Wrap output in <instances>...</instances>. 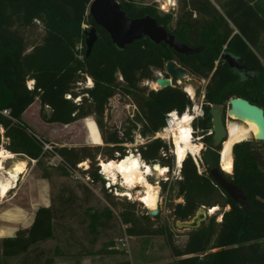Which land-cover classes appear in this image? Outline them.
Wrapping results in <instances>:
<instances>
[{
	"label": "trees",
	"instance_id": "16d2710c",
	"mask_svg": "<svg viewBox=\"0 0 264 264\" xmlns=\"http://www.w3.org/2000/svg\"><path fill=\"white\" fill-rule=\"evenodd\" d=\"M91 1L0 0V111L9 113L8 117L0 114L4 149L16 157L34 161L35 166L57 156L56 169L64 175L78 171V164L88 162L82 174L89 178V184L101 185L102 198L108 205L102 210L84 209L83 204L96 197L80 183L57 192L52 189L49 206L37 209L30 228L20 229L12 238L0 239V264L7 260H16L18 264H55L54 259L60 255L57 249L49 253L42 248L53 238L55 223L86 216L90 232L108 226L105 220L111 217L112 209L117 210V205L113 202V188L103 187L97 157L107 162L121 161L128 155L124 144L133 143L131 134L108 128L104 123L105 109L114 95L130 98L136 108L142 125L140 136L148 138L135 149L141 161L159 163L171 173L173 159L166 144L153 138L165 127L167 114L181 116L192 109L193 102L181 87L154 91L141 85L145 81L154 82L157 72L167 78L168 61L176 62L191 78L207 81L201 103L203 116L197 120L198 126H192V132L195 128L203 132L205 146H211V136L204 138V133L211 130L208 111L212 104L242 98L264 112V65L256 55V50L262 54L264 51L261 0H177L175 16L174 13L159 16L150 8L137 9L134 0H117L131 19L147 15L155 19L192 49L188 55L178 54L165 44H152L146 38L117 49L107 32L97 27L88 14ZM36 24L41 26L43 35L39 43L29 44L26 33ZM91 28H95L97 39L86 55L85 31ZM227 53L240 60L245 73L230 68L221 57ZM87 77L93 82L92 87L79 90ZM27 82L34 83L32 90L27 89ZM35 100L40 105L38 116L45 124L68 126L86 119V135L93 146L53 145L52 152H42V144L47 142L21 118ZM254 143L246 140L235 144L233 172L231 176L223 174L230 184L242 189L251 204L250 211H241L200 160L197 158L198 169L187 156L180 165V179L175 183L176 198L182 201L170 205L169 217L174 223L189 221L199 208L218 206L222 220L206 219L197 230H188V239L178 247L166 226H155L159 213L150 217L145 210L136 215L134 208L138 204L127 200L117 214L125 235L163 236L170 255L176 259L174 264H264V156ZM42 178L49 181L46 173ZM166 185L161 181L164 191ZM118 197L121 196H115ZM113 247L92 254L106 256ZM92 254L86 251L82 255Z\"/></svg>",
	"mask_w": 264,
	"mask_h": 264
},
{
	"label": "rangeland",
	"instance_id": "374dc122",
	"mask_svg": "<svg viewBox=\"0 0 264 264\" xmlns=\"http://www.w3.org/2000/svg\"><path fill=\"white\" fill-rule=\"evenodd\" d=\"M134 1H135V7L137 9L150 8L156 10L159 16H164L167 14L170 15L173 13H174L173 16H175V14L178 11L177 0H172L173 1L172 6L164 9L162 8L161 0H134ZM261 3L264 4V0H261ZM173 22L171 24V27L173 25ZM42 35H43V30L41 29V26L39 24H36L30 29L29 32L26 33L27 41L29 44L39 43ZM256 55L260 59L262 65H264V53L262 54L260 50H256ZM160 74L161 76H163V73ZM154 77L155 78L158 77L156 73L154 74ZM188 78L194 79L191 78L189 74H188ZM86 79L87 78H85L84 84L81 85L79 90L92 87L93 82L91 81V79L90 78H88V80ZM198 82L201 84V90L199 92L193 91V96H189L187 94L193 102L192 109L185 111L186 114H190L192 116L194 115V119L192 123H190L191 132L193 130L192 126H194V124L198 126L197 120L199 118H202L203 116L201 103L204 97L203 94L207 81L202 80ZM150 83L152 82L145 81L141 85L146 86L148 89L153 90L151 88ZM75 100L80 101L79 99H75ZM221 105L224 107L225 111L228 109V103H223ZM39 108H40L39 101H37L35 102L32 109L35 110L38 109L39 112ZM195 108H197L196 110L197 112L196 111L194 112ZM135 109H134V104L130 98L120 94H116L110 98L109 103L105 109L104 123L105 125H107L108 128L119 130V132L121 133L127 132L128 134H131L133 138V143L124 144V145L125 147H127L128 155L133 154L134 156L140 159L135 149L138 146L142 145L143 143L147 142L148 138L140 136L139 132L141 130L142 125L138 121ZM26 118L30 120L34 128L36 127L38 129V131L41 133V135L39 134V136H41V138H43L47 142V144L53 146L55 143L56 146H66L69 148L71 146L77 147L81 145L93 146L89 143L88 136L86 135L85 125H84V121L86 119L77 121L74 124H71L70 126H64L56 123H53L52 125L41 123L42 126H40L39 123H37L36 118L31 117L29 114H27ZM88 118L94 120L93 117H88ZM168 120L169 118L166 117L165 126ZM224 123L226 128L230 124H234V123L240 125L242 124L237 120L227 117L224 118ZM193 132H195L194 135ZM193 132H192V136H193L192 141L194 143L199 144L200 146H205L204 143L202 142L203 132L198 128H195ZM211 134L212 131L208 129L204 133V138L211 136ZM46 137L50 139H47ZM156 138L157 137L153 139ZM159 139L166 144L169 150V155H170L169 157L173 159L172 171L171 173L167 172L163 177L160 176V178L156 177L153 173L152 175L146 177V181L149 185L157 187L159 190L157 200L155 202L156 204L155 207H158L159 210L158 212L159 219L158 222H156L155 226L156 227H160V226L162 227V225L166 226L169 232L171 233L172 238L174 239L175 245L180 247L188 239L187 238L188 230L177 229L176 223H174L169 217L170 205L172 203L178 204L179 202L182 201L181 198L179 199L176 198L177 185L175 183L178 180V170L175 168V157L173 150L174 143L169 137L162 139L159 138ZM248 140H252V136H249L247 141ZM5 142H6L5 137H3V133H2L0 134V148L4 149ZM254 147L264 156V143L255 142ZM232 159H233L232 160V166H233L235 163V154L233 150H232ZM21 160L26 161L27 167L25 173L27 174L30 169L31 162L24 157L11 156L10 158L2 162V170L0 171V181H6V179H9V173H13L12 172L13 168L16 165H18L17 163H20L19 161ZM97 160H98V170H99L98 174L104 180L103 187L107 189L106 183L108 182L110 184V187L113 188L112 190L113 191L112 196L114 197L113 202L117 205V210L116 211L113 209L111 210L112 215L108 220L102 218L103 221L104 220L106 221L108 226L105 229L97 227L95 228V231L90 232L91 229L88 227L90 223L88 217L86 216L85 217L83 216L82 218L69 219L63 223H55L53 238L47 241V243H44L42 245V248H44V250L49 253H53L54 250L57 249L60 255L56 256L57 257L56 264H75L74 262H72V259H70V257L74 255L83 256L82 254L86 251L91 252L92 254L99 249H106L108 247L116 246L117 244H119L118 243L119 239H125L126 248L124 250L123 249H120L119 251L110 250L109 255L104 256L105 258L108 259L109 264H111V261L113 260H127V259L129 260L130 264H174L176 259L170 255V251L167 246L166 239L163 236L162 237L160 236L129 237L125 235V227L122 225L120 220H118L117 214L122 210L124 206H126L127 200H135L134 197L136 198V195L138 193L142 194L143 188L137 186L134 189H132L130 191L132 197L128 195L123 196V194H125L126 192V188L122 186L121 181L118 180L115 184L111 185L108 178L101 174L102 170L99 168V162L101 163L107 162L106 159L98 156ZM58 163L59 160H54L53 163L44 162L40 166L36 165L32 170L33 176L42 177L44 173L48 174L50 181L49 189L51 190L53 189L56 192L61 190L62 187H70V186L74 187L75 184L78 183L86 185L87 188L91 189L96 199H92L89 202V204H83L84 209L88 207L89 208L93 207L96 208L97 210L98 209L102 210L108 207V205H106L105 201L102 198L101 185L91 184V183L89 184L88 183L89 178L86 175L82 174V172L88 168V162H83L78 164L77 165L78 171L77 170L72 171L71 173H69V175H64L61 171H58L56 169ZM147 165L149 166L150 164ZM225 175L231 176V174H227V173H225ZM23 177L24 175H19L17 182L18 186L21 184ZM161 181H164L167 184L166 185L167 189L165 191L163 190V186H161ZM77 194L81 199H83V195L80 191H77ZM115 196H121V197L115 198ZM49 199H50V195H49ZM135 201L138 204L134 208L136 215H139L143 213V211L145 210L147 211V209H150L147 208L144 204H141L138 200ZM237 206L243 212H248L250 211L251 208L250 202H240L237 204ZM221 217L222 214L218 209L214 212V214L210 215L207 219L209 220L214 219L217 222H220L222 220ZM7 234L8 233H4V232L0 233V239H3L4 238L3 236H6ZM92 239L95 241L94 243L91 242ZM91 256H96V255L92 254ZM5 264H18V261L7 260Z\"/></svg>",
	"mask_w": 264,
	"mask_h": 264
},
{
	"label": "water",
	"instance_id": "95a60500",
	"mask_svg": "<svg viewBox=\"0 0 264 264\" xmlns=\"http://www.w3.org/2000/svg\"><path fill=\"white\" fill-rule=\"evenodd\" d=\"M87 11L92 17L95 25L107 32L112 45L119 50L125 49L141 38H146L155 45L165 44L171 50L181 55L192 53L190 47L184 43H180L175 35L169 33L152 17L147 15L142 18L131 19L127 13L122 10L117 0H92L87 6ZM85 34L86 55H88L93 48L97 35L95 28H91L89 31L86 30ZM221 57L229 64L234 72H246L240 65V60L238 58L228 53L223 54ZM165 75L167 78L164 76L155 78L154 83L157 85V88L181 87L184 91L186 88H191L194 92H199L201 90V84L195 79L188 78L187 71L179 67L176 62L168 61L166 63ZM208 114L211 119V146H201V150L197 157L202 165L207 168L214 182L225 192L231 201L235 204L248 202L242 189L235 184H230L224 178L223 174L225 173L221 170V148L223 142L228 137L224 118H231L242 124H245L247 121L253 123L257 132L252 135V140L257 143H264V112L261 108L251 104L248 100L231 98L229 99L228 109L226 111L222 105L212 104L209 107ZM194 164L200 169L197 159ZM160 166L159 163L149 165L153 172H157ZM214 207H217V210L219 209L218 206ZM214 207L210 209H206L205 207L199 208L194 217L189 221L176 222V228L197 230V228L212 215L209 211L214 209ZM147 212L150 217H155L159 210L147 209Z\"/></svg>",
	"mask_w": 264,
	"mask_h": 264
},
{
	"label": "bare ground",
	"instance_id": "6f19581e",
	"mask_svg": "<svg viewBox=\"0 0 264 264\" xmlns=\"http://www.w3.org/2000/svg\"><path fill=\"white\" fill-rule=\"evenodd\" d=\"M172 0H161L162 8H167L172 6ZM152 89H156L157 85L155 83H150ZM185 92L189 96H193V90L191 88H186ZM197 108L194 109V112ZM193 112V113H194ZM197 112V111H196ZM192 113V114H193ZM196 116V115H195ZM194 115L186 114L171 116L167 121V125L164 127L163 131H159L157 138H170L174 143V157H175V168L178 170L182 161L187 157H193L194 160L201 150V146L192 141V134H190V123H192ZM230 120V119H229ZM228 137L223 142L221 150V160L220 166L223 172L231 174L232 166V150L235 144L243 142L257 132L256 127L253 123L247 121L245 124H230L227 126ZM12 154H9L3 148H0V171L2 170V162L10 158ZM24 163H18L12 172L9 173V179L6 181H0V199L4 198L11 188H15L19 175L24 171ZM99 168L102 170V174L106 176L109 182L115 184L118 180L121 181L123 187L126 188L125 194L130 197V191L137 186L143 188L142 194H137L135 200H138L141 204H144L147 208L158 209L155 207L157 196L159 190L157 187L151 186L146 181V176L154 175L158 178L164 176L168 169L161 167L157 172L153 170L139 158L133 154H129L124 157L121 161H108L107 163H100ZM217 207L210 210L209 213L214 214Z\"/></svg>",
	"mask_w": 264,
	"mask_h": 264
},
{
	"label": "crops",
	"instance_id": "0c3cea01",
	"mask_svg": "<svg viewBox=\"0 0 264 264\" xmlns=\"http://www.w3.org/2000/svg\"><path fill=\"white\" fill-rule=\"evenodd\" d=\"M262 48L264 50V39H263ZM86 80H88V77ZM35 102H37V100H35ZM34 104H32L29 108H27L24 111L21 118L34 132L41 135L38 129L36 127L34 128L30 120L26 118L27 114H29L31 117L36 118L37 123H39V125L42 126L41 123L43 122L38 116V109L37 110L32 109ZM46 138L50 139L48 137ZM19 162L25 164L24 171L23 173L20 174V175H24L21 184L19 186L15 184V188H11L9 193L4 198L0 199V233L2 232L8 233L6 236H3L4 238L5 237L12 238L20 229L30 228L37 209L39 207H48L50 204L49 195L51 189H49V181L42 177L33 176L32 170L35 167V162L30 161L31 165L27 174L25 173L27 167L26 161L21 160ZM56 259L57 257L54 259L55 264H56ZM70 259H72V262H74L75 264H109L107 258L98 255L96 256L74 255L70 257ZM127 261L129 262L128 259L113 260L111 261V264L114 263L119 264Z\"/></svg>",
	"mask_w": 264,
	"mask_h": 264
},
{
	"label": "built area",
	"instance_id": "2783aa9c",
	"mask_svg": "<svg viewBox=\"0 0 264 264\" xmlns=\"http://www.w3.org/2000/svg\"><path fill=\"white\" fill-rule=\"evenodd\" d=\"M156 75L159 76V77H162L161 74H160V72H157ZM33 86H34L33 83L27 82V89L28 90H32L33 89ZM153 90L156 91V90H158V88L153 89ZM134 109H135V106H134ZM0 114L3 115V116H5V117H8V114L9 113H8L7 110H1L0 111ZM176 115H178V114H176V113H169V114H167V117L170 118L171 116H176ZM166 125H167V122H166ZM163 130H164V128H162L160 131H163ZM2 133H3V129L1 127L0 128V134H2ZM155 137H157V135ZM42 146H43L42 147V152H52V149H53V146L52 145L47 144V143H43ZM54 160H59V158L57 156H55V157H53V159L50 160L49 163H53ZM194 162H196V160H194ZM221 170H222V168H221ZM178 179H180V168L178 169ZM106 186H107V188H110V184L108 182L106 183ZM118 243L119 244H117L116 246L113 247V249L115 251H119L120 249H123L124 250L126 248V241H125V239H119L118 240Z\"/></svg>",
	"mask_w": 264,
	"mask_h": 264
},
{
	"label": "clouds",
	"instance_id": "9594fccd",
	"mask_svg": "<svg viewBox=\"0 0 264 264\" xmlns=\"http://www.w3.org/2000/svg\"><path fill=\"white\" fill-rule=\"evenodd\" d=\"M191 130V129H190ZM193 137V136H192ZM193 139V138H192ZM102 174V173H101ZM103 175V174H102Z\"/></svg>",
	"mask_w": 264,
	"mask_h": 264
}]
</instances>
